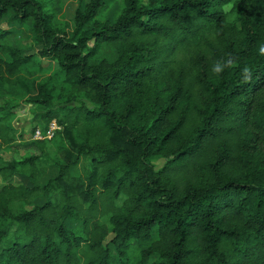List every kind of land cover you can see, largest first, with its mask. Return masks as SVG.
Masks as SVG:
<instances>
[{
    "label": "trees",
    "instance_id": "16d2710c",
    "mask_svg": "<svg viewBox=\"0 0 264 264\" xmlns=\"http://www.w3.org/2000/svg\"><path fill=\"white\" fill-rule=\"evenodd\" d=\"M102 9L80 0L67 35L39 0H0L63 80L28 84L34 58L0 33V94L23 89L41 133L60 128L0 159L1 183L20 180L0 188V264H264V0ZM13 118L0 107V150Z\"/></svg>",
    "mask_w": 264,
    "mask_h": 264
},
{
    "label": "rangeland",
    "instance_id": "374dc122",
    "mask_svg": "<svg viewBox=\"0 0 264 264\" xmlns=\"http://www.w3.org/2000/svg\"><path fill=\"white\" fill-rule=\"evenodd\" d=\"M43 6L44 13L52 16L54 25L63 30L67 35H71L74 31V18L75 12L78 8L80 0H39ZM88 3L90 0H84ZM103 9L100 13V19L102 21H107L112 23L118 11L121 8L122 0H102ZM230 6L225 8L228 12ZM11 33L13 36V41L15 46L22 51L24 55L32 56L34 59L31 64L24 67L21 78L30 83L43 82L47 78H53L56 85L59 87L63 85V80L58 74V67L56 62L49 59H41L38 56L39 47L35 43V35L32 27L29 23L19 25L11 23L8 18L0 21V33ZM9 43L11 40L8 41ZM107 56L109 60H113L112 52L105 50L102 57ZM0 58L7 62L6 56L0 52ZM4 68L7 67L6 64L3 65ZM23 89L21 90H10L0 94V107L8 106L12 109L14 113V118L12 120V127L14 128V134L12 138L14 139L13 144L3 150H0V159L5 162H11L20 160L26 155H37L38 151L30 147V143L35 140H42L52 138L55 131L58 128L55 122L51 123L49 131L46 134H42L38 129V110L34 108L33 105L27 102L29 95L25 93ZM86 103L89 107L91 105L85 100H80ZM54 104L59 107L62 106V101L55 100ZM70 106H77V103H72ZM166 163L165 159L155 158L151 160V164L155 170H160L164 167ZM56 175L54 168H49L46 175L41 180L44 183L46 180L53 178ZM6 184H11L17 186L20 184V180L17 177H13L5 184L0 181V188ZM112 237L107 238V242L110 241Z\"/></svg>",
    "mask_w": 264,
    "mask_h": 264
}]
</instances>
